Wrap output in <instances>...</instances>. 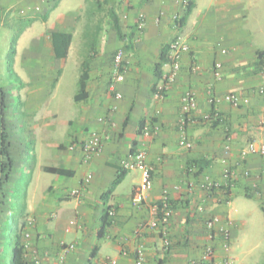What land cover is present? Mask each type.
<instances>
[{"label":"crops","instance_id":"1","mask_svg":"<svg viewBox=\"0 0 264 264\" xmlns=\"http://www.w3.org/2000/svg\"><path fill=\"white\" fill-rule=\"evenodd\" d=\"M194 2L186 22L176 28L172 14L179 12L183 16L186 11L180 0H0V72L9 68L17 73L15 68L21 66V111L30 123L28 133L36 138L65 125L72 139L68 145L59 138L43 140V146L52 152V160L38 161L32 169L34 173L36 169L46 172V166L66 167L74 172L69 178L76 179L70 183L68 177L58 175L53 182L37 183L33 191L28 188V244L41 255L43 264H88L96 246L99 250L92 264L107 259L137 264L140 247L145 251L142 264H190L200 258L208 243L216 248L214 264H223L230 259L231 241L227 247L222 235L211 241L207 219L217 215L221 218L219 225L230 224L232 239L235 222L230 206L234 199L251 193L264 201V157L254 155L241 160L247 143L264 142V97L259 93L264 86V72L258 63V51L264 47L246 28L248 1L210 0L206 7L201 0ZM141 12L147 18L142 31L138 29ZM159 16L161 20L156 22ZM116 21L122 36L117 32ZM68 34V53L62 56ZM177 36L185 39L190 51L182 56L176 81L162 90L163 76L170 66L164 63L160 78L156 65ZM14 40L15 53L10 55ZM120 48L125 51L127 66L125 80L117 86L122 98L117 99L109 87L113 58ZM70 60L78 89L83 70L89 72L87 96L76 102L77 90L70 104L75 109L74 117L62 119L63 99L59 91ZM218 61L223 63L221 79L214 74ZM211 89L220 97L228 93L245 95L250 103L236 107L226 101L211 102ZM188 90L195 91L198 97L193 120L186 126L190 148L184 144L180 129L182 98ZM3 97L0 84L2 105ZM49 99L56 100L53 110L45 108ZM207 114L213 115L206 120ZM74 126L77 128L72 129ZM147 127L152 130L150 136L144 135ZM93 131L109 138L102 153L87 160L79 146L69 147ZM226 145L231 146L230 152ZM140 148L146 150L152 168L153 186L146 193L145 202L133 203L141 180L140 177L138 182L128 184L133 170L106 195L121 160ZM203 158L210 163L196 175L195 161ZM227 167L235 173L229 195L211 194L199 187L205 176L223 181ZM245 170L251 174L246 176ZM89 176L91 180L86 183ZM177 184L183 188L172 191L174 212L164 223L171 245L166 248L163 226H150L151 206L165 188L172 189ZM74 189H80L81 194L72 196ZM106 207L113 214L106 232L100 236ZM68 235L73 240L68 241ZM79 237L83 239L82 246ZM63 243H74L76 249L61 261Z\"/></svg>","mask_w":264,"mask_h":264},{"label":"rangeland","instance_id":"2","mask_svg":"<svg viewBox=\"0 0 264 264\" xmlns=\"http://www.w3.org/2000/svg\"><path fill=\"white\" fill-rule=\"evenodd\" d=\"M209 1L201 0L202 6L206 7ZM247 1V9H249L250 14L247 19L246 28L252 32L257 40L259 39L262 42V46L264 47V0ZM251 5H253V8L250 7ZM261 27L263 28L262 33L260 32ZM20 68L21 66L15 68L17 73L9 68L0 72V84L3 87V98L5 99L3 105L0 103V149L2 134L5 131L11 143L10 151L18 162V174L15 176L16 189L14 191L17 203L23 201V187H27L28 185V188L30 187L32 190L37 183L53 182L58 177V175H53L39 169H36L33 173L32 169L38 161L50 163L52 160V152L46 146H43V140L59 138L67 145L72 141L71 135H67L65 125H61L55 131L46 132L45 135L38 134L36 138L28 133L27 127H29L30 123L27 121V115L24 117L21 111L23 93L20 91L21 80L18 77L22 75ZM76 79V72L73 69L72 61H67L65 75L59 91V96L63 99L61 106L62 119L70 115L74 117L75 109L70 104L73 101L72 95L78 90ZM45 104L46 109L53 110L56 100L55 102H52L51 99L46 100ZM75 128L77 127H72V129ZM1 161L2 156L0 153V171ZM140 177L141 171L133 170L127 182L132 185L138 182ZM66 179L70 183L76 182V179L69 177ZM70 186L72 185L70 184ZM230 208L233 209L232 219L235 222L229 248L231 263L264 264V201L257 196L249 198L245 195H238ZM17 212L16 210L14 211V213ZM79 238L81 239L80 244L82 246L83 239L82 237ZM66 239L70 241L73 240V237L68 235Z\"/></svg>","mask_w":264,"mask_h":264},{"label":"built area","instance_id":"3","mask_svg":"<svg viewBox=\"0 0 264 264\" xmlns=\"http://www.w3.org/2000/svg\"><path fill=\"white\" fill-rule=\"evenodd\" d=\"M181 5L187 9L190 0H180ZM182 15L179 12L172 14V21L176 28L180 27ZM146 14L141 12L139 13V21H138V29L142 31L146 25ZM161 17L156 18V22H160ZM190 51V45L185 41L182 36H177L174 38L169 44V54L168 61L166 62L170 68L167 73L163 76L165 80V84L162 86V90H166L169 88L171 84H173L178 74L181 70V60L183 54ZM226 49H223L222 52L226 53ZM126 60H125V51L120 48L114 55L113 58V69H112V81L110 84V91L114 93L117 99L122 98L121 91L117 88L119 83H122L125 80V72H126ZM223 72V63L221 61L216 62L214 67V74L217 79L222 78ZM263 72H264V63H263ZM259 93L264 97V86L260 87ZM210 99L211 102L214 101H226L227 103L240 107L242 105H247L250 103L249 97L239 94V93H228L224 96L214 95L212 89L210 91ZM198 107V97L195 91L188 90L184 93L182 98V111L183 115L180 120V129L182 133V140L187 147H191L192 143L188 139L186 135V126L189 122L193 120L192 112ZM116 109V107H114ZM213 114H207L204 116V119L208 120L212 117ZM216 118L219 117L218 113L214 114ZM103 120V118H101ZM261 126L264 127V116L261 121ZM152 134V130L150 128L144 129V135L150 136ZM109 138V135H102L97 131L91 132L85 139L80 141L77 145H70V149H74L79 146L82 150L84 157L89 160L94 156L99 155L104 150L105 142ZM231 146L226 145V151L230 152ZM260 156L264 157V142L250 141L241 151V160L245 161L250 156ZM226 162V160H224ZM121 167L126 170H139L141 171V180L139 185L136 187L135 192L133 194V203L135 205H141L146 200V193L152 188V168L147 162V152L144 149H138L134 152H131L126 158L121 160ZM234 170L232 168H225L223 172V181L216 180L210 176H205L199 182V187L206 191H211L213 189H226L231 188L233 185L234 179ZM251 173L249 170H245V175L249 176ZM91 180V176L86 178V183H89ZM183 186L181 184H177L171 188H165L161 195V198L152 204L151 212L153 214V219L150 223V226L154 229L160 228L162 225V233L164 238V245L166 248H169L171 245V240L169 237L168 229L165 228L164 223L168 222V220L173 215V198L172 191H181ZM81 194L80 189H74L71 191L72 196H78ZM162 213L160 215V211ZM113 212H110V215ZM221 218L219 216H212L206 221V228L209 239L215 240L218 235H222L224 240L226 241L225 247H227V243L231 241V232L228 224L219 225ZM27 237H30V233L26 234ZM76 249V245L74 243H63L61 245V253L60 260L64 261L67 255ZM33 256V264H43L42 257L36 251ZM138 260L137 264H142L145 260V251L143 247H140L137 250ZM216 254V248L214 244L208 243L203 250L199 259H193L190 264H214ZM101 264H119L115 259H107L104 260ZM223 264H232L230 259H226Z\"/></svg>","mask_w":264,"mask_h":264},{"label":"trees","instance_id":"4","mask_svg":"<svg viewBox=\"0 0 264 264\" xmlns=\"http://www.w3.org/2000/svg\"><path fill=\"white\" fill-rule=\"evenodd\" d=\"M195 7L194 0H190V3L185 11V14L181 18L180 27L186 22L188 16L191 14L193 8ZM115 27L120 36H122L121 28L118 25V22H115ZM71 41V35H66V40L64 44L65 51L62 53V56H67L68 47ZM16 41L12 42V47L10 49V55L15 53ZM169 46L163 51V54L160 57V61L156 65V72L158 77H162V67L164 63L168 61ZM258 63L260 69L263 71L264 63V50L258 51ZM89 78V72L83 70L82 75L79 81L78 93L75 96L76 102L83 101L86 96L87 81ZM144 127L142 123L141 128ZM76 144V143H75ZM11 143L8 140V135L4 131L2 134V144H1V171H0V264H33V248L29 247L28 241L31 240L30 232V222L27 221V194H28V185L23 187V201L17 203L14 197V191L16 189L15 176L17 173L18 162L16 158L10 151ZM198 170L195 172L196 175H200L205 168L208 167L210 161L203 158L195 161ZM46 172L57 174L59 176L71 177L74 172L66 167L59 166H46L44 167ZM129 170L120 167L118 169V174L114 179L111 187L106 191V195L111 194L113 190L119 185L123 178L127 175ZM18 188V187H17ZM18 190H20L18 188ZM211 194L223 193L225 197L230 194V189H213L208 191ZM249 198L253 197V194L246 195ZM174 203V202H173ZM110 207H106L105 212L102 216L101 227L99 229V235H103L107 227L110 224ZM18 211L14 213V211ZM162 210L160 211V215ZM30 233V237H27L26 234ZM99 247L96 246L91 254V258L88 264H92V259L96 256Z\"/></svg>","mask_w":264,"mask_h":264}]
</instances>
